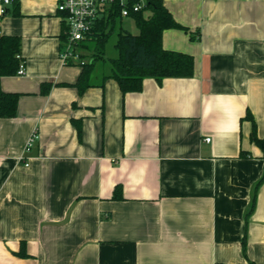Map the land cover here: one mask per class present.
Listing matches in <instances>:
<instances>
[{"label":"crops","instance_id":"crops-1","mask_svg":"<svg viewBox=\"0 0 264 264\" xmlns=\"http://www.w3.org/2000/svg\"><path fill=\"white\" fill-rule=\"evenodd\" d=\"M164 2L194 75L125 94L73 86L56 0L0 14L26 61L1 79L21 96L0 118V264H264V0Z\"/></svg>","mask_w":264,"mask_h":264},{"label":"trees","instance_id":"trees-1","mask_svg":"<svg viewBox=\"0 0 264 264\" xmlns=\"http://www.w3.org/2000/svg\"><path fill=\"white\" fill-rule=\"evenodd\" d=\"M140 0H128L123 4L120 0L106 3L103 6L102 16L96 21L89 32L86 41L81 43L87 64L73 84L80 92L94 85H103L107 78L115 79L123 94L132 91H140L143 81L147 77L155 78L158 82L166 77L193 76L195 61L191 54L169 50L163 45V33L168 28H178L189 31L187 27L178 23L171 11L165 5L164 0H145L142 7L135 11L133 4ZM12 12L20 14V0H11ZM128 7L130 14L138 27V33H132L122 25L123 9ZM9 9L7 8V13ZM65 21V19H64ZM67 29L64 22L62 40L66 39ZM117 39L114 47L117 50L115 57H107V44L114 33ZM192 38H196L191 33ZM22 41L18 35L3 34L0 32V118L15 117L21 96L19 92H7L1 86L4 76L16 75L20 66L17 54L21 53ZM110 62L109 69L102 71L101 82L94 79L98 77L97 65ZM45 92V90H43ZM248 117L253 122L252 141L262 150L264 156V137H259L256 132L254 118L249 113ZM74 122H79L74 120ZM81 133L80 122L76 123ZM242 154H244L242 152ZM122 187L117 186L114 192L115 199H122ZM23 255V253H21Z\"/></svg>","mask_w":264,"mask_h":264},{"label":"built area","instance_id":"built-area-1","mask_svg":"<svg viewBox=\"0 0 264 264\" xmlns=\"http://www.w3.org/2000/svg\"><path fill=\"white\" fill-rule=\"evenodd\" d=\"M58 11L62 13L67 29L65 31L66 39L63 41V46L60 51L61 63L67 65L84 66L89 59L86 57V52L81 46V43L86 41L89 32L92 30L96 21L102 16L103 6L106 3H112L115 0H56ZM126 4L128 0H120ZM145 0H140L133 4V9L138 11ZM1 11L0 14L7 13L8 5L11 0H0ZM130 10L124 7L123 16H129ZM20 60V66L17 75L26 74V61L21 53L17 54ZM36 137L33 134L29 142ZM210 141V138H206Z\"/></svg>","mask_w":264,"mask_h":264},{"label":"rangeland","instance_id":"rangeland-1","mask_svg":"<svg viewBox=\"0 0 264 264\" xmlns=\"http://www.w3.org/2000/svg\"><path fill=\"white\" fill-rule=\"evenodd\" d=\"M122 25L124 26L125 29L129 30L132 33H138L139 31L137 24L132 17L124 16L122 18ZM116 39H117V33L115 32L107 44V57L108 58L115 57L117 55V50L114 47ZM109 65H110L109 61H106L102 65H97V68L100 70L98 73L97 79L100 80L102 78V74H103L102 71H107L109 69Z\"/></svg>","mask_w":264,"mask_h":264}]
</instances>
